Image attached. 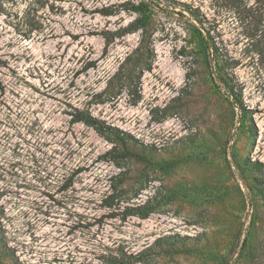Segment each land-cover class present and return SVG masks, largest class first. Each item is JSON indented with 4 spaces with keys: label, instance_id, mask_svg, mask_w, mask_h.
<instances>
[{
    "label": "rangeland",
    "instance_id": "1",
    "mask_svg": "<svg viewBox=\"0 0 264 264\" xmlns=\"http://www.w3.org/2000/svg\"><path fill=\"white\" fill-rule=\"evenodd\" d=\"M0 264H264V0H0Z\"/></svg>",
    "mask_w": 264,
    "mask_h": 264
},
{
    "label": "trees",
    "instance_id": "2",
    "mask_svg": "<svg viewBox=\"0 0 264 264\" xmlns=\"http://www.w3.org/2000/svg\"><path fill=\"white\" fill-rule=\"evenodd\" d=\"M125 9H132V8H129L126 4ZM100 13L104 16H109L112 14V12L108 9H102L100 10ZM142 27L143 26L140 24L139 20H136L128 24L126 27L120 28L119 30H116L114 32H104L102 34L104 41H105L104 50H106V48L111 44L113 39L133 33L134 31L141 29ZM147 43H148V36L143 31L141 33V38L135 50V53L137 54V58L141 61V63L143 62L142 70L149 72L151 70V64L149 63V60L152 57V52L151 50L148 49ZM137 79H140V77H138ZM228 91L231 93L234 100L238 103V99L236 95L234 94L232 86H228ZM134 93L135 95L132 93V91H129V94L133 98L132 105H135L140 100V96L136 94V92ZM70 116H71V120H70L71 123H83L87 126H90L100 135H104L108 139H111L109 137L114 138L115 140H112L114 144L120 140H122L123 142V137L120 135L122 134V132L110 126H106L102 121L93 117L90 113H85L83 111L76 110L74 111V113L70 114ZM116 147L117 146L114 145L112 149L110 150V152H107L108 155L113 156L111 157V159L115 160L116 158H128L132 155V152H130V150L127 149L126 146H124V143H123V148L121 152L115 153L117 151ZM112 205H113V196L111 195L105 199L104 206L107 208H111ZM144 209L145 208H141V207L135 208V207L127 206L123 210V212H121V219H126L129 216H137L139 218L145 219L147 218L148 214L151 213V208H147V210H144ZM114 217H115L114 214L110 215V218H114Z\"/></svg>",
    "mask_w": 264,
    "mask_h": 264
}]
</instances>
